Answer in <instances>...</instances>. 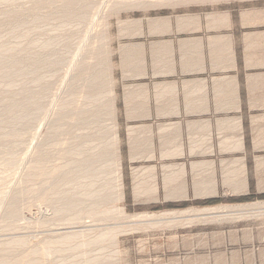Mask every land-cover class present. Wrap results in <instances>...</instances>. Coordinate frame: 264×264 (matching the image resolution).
<instances>
[{
  "label": "crops",
  "instance_id": "obj_1",
  "mask_svg": "<svg viewBox=\"0 0 264 264\" xmlns=\"http://www.w3.org/2000/svg\"><path fill=\"white\" fill-rule=\"evenodd\" d=\"M114 24L124 207L254 205L184 217L192 222L167 229L160 248L167 264H264V0Z\"/></svg>",
  "mask_w": 264,
  "mask_h": 264
},
{
  "label": "rangeland",
  "instance_id": "obj_2",
  "mask_svg": "<svg viewBox=\"0 0 264 264\" xmlns=\"http://www.w3.org/2000/svg\"><path fill=\"white\" fill-rule=\"evenodd\" d=\"M233 1L0 0V72L11 77L0 79V264H167L166 230L204 215L123 205L114 23ZM99 147L93 173L76 174ZM172 212L180 217L141 219Z\"/></svg>",
  "mask_w": 264,
  "mask_h": 264
},
{
  "label": "bare ground",
  "instance_id": "obj_3",
  "mask_svg": "<svg viewBox=\"0 0 264 264\" xmlns=\"http://www.w3.org/2000/svg\"><path fill=\"white\" fill-rule=\"evenodd\" d=\"M159 1V0H158ZM162 1V0H161ZM187 1V0H186ZM197 1V0H196ZM203 1H205V0H202V2ZM185 2V1H184ZM91 71V70H90ZM102 71V70H101ZM35 73V72H34ZM12 76V75H11ZM11 77H10V74H7V72L6 71H1L0 72V79L2 80V79H7V80H9ZM99 80V79H98ZM3 81V80H2ZM92 85V84H91ZM101 86V85H100ZM99 87V86H98ZM94 88V90L96 89L95 88V86L93 87ZM89 95V94H88ZM87 95V96H88ZM91 98H93L92 96H90ZM89 98V97H88ZM102 111V110H101ZM85 113V112H84ZM23 119H25V117H23ZM69 121V120H68ZM102 121V120H101ZM75 125V124H74ZM94 128V127H93ZM98 129V128H97ZM86 131V130H85ZM101 132V131H100ZM85 133V132H84ZM96 133V132H95ZM116 134V133H115ZM94 135V134H93ZM118 137V136H117ZM90 138V137H89ZM96 138V137H95ZM92 140V139H91ZM99 140V139H98ZM111 140V139H110ZM94 141V140H93ZM101 141V140H100ZM84 145V144H83ZM97 146V145H96ZM94 147V146H93ZM77 148V147H76ZM84 148V147H83ZM88 148V147H87ZM93 149V148H92ZM96 149V148H95ZM106 149H107V147H106ZM84 150V149H83ZM89 150V149H88ZM85 152L87 151L86 150V148H85V150H84ZM90 152L92 151V150H89ZM93 151H94V149H93ZM107 151H108V149H107ZM106 151V152H107ZM88 152V151H87ZM104 152H105V149L103 148L102 149V147L100 148L99 147V150L98 151H96V152H91V153H86V155L84 156V158H82V159H80V160H83V162H79L78 161V163L75 165V171H76V174L77 173H79V172H84L85 174L87 173V174H90V173H93V168H92V163H93V161H100L99 159H101L103 156H104ZM106 155H107V153H105ZM105 157V156H104ZM109 158V157H108ZM105 159V158H104ZM114 162V161H113ZM118 164V163H117ZM93 165H94V163H93ZM49 175V174H48ZM92 177V176H91ZM95 177V176H94ZM95 179V178H94ZM118 180H119V178H117ZM90 184H92V183H90ZM121 185V184H120ZM120 188V187H119ZM62 193V192H61ZM122 196V195H121ZM109 197V196H108ZM262 205V204H261ZM252 206H254V205H252ZM251 205H245V206H239L240 207V210H246V209H244V208H242V207H245V208H248L249 207V209H250V207H252ZM258 206H259V204H258ZM238 207V206H237ZM237 207H235V209L237 208ZM255 207H257V205H255ZM233 208V207H232ZM252 208H254V207H252ZM251 208V209H252ZM261 208H264V207H261ZM234 209V210H235ZM239 209V208H238ZM248 209V210H249ZM250 209V210H251ZM231 210V208L230 207H219V208H208V209H202V210H200V211H197L198 213H200V214H212V213H218V212H220V214H219V216H221V213L223 214V212H226V214H227V212H229ZM233 210V209H232ZM231 210V211H232ZM233 210V211H234ZM239 210V211H240ZM241 211V212H242ZM185 212V211H184ZM195 213H196V211H194ZM235 212V211H234ZM234 212H232L233 214H234ZM236 212H237V209H236ZM241 212H240V214H241ZM177 212H172V213H163V214H160V215H149V216H147V217H140L139 216V218H141V219H144V220H149V221H152V220H154V221H160L161 222V220H165L166 218L168 219L169 218V220H170V217H173V215L174 214H176ZM181 212H179V213H177L176 215L178 216L179 214H180ZM186 213H189V212H186ZM195 213H193L194 215H195ZM238 214H239V212H237ZM234 214L233 216H236V215H238V214ZM244 212H242V214H243ZM247 213V212H246ZM248 213H250V212H248ZM192 214V213H191ZM192 214V215H193ZM225 213H224V215L225 216H227ZM231 214V213H230ZM229 214V215H230ZM239 214V215H240ZM241 214V215H242ZM213 215V214H212ZM229 215H228V217H229ZM240 215V216H241ZM248 215V214H247ZM250 215V214H249ZM246 216V215H245ZM138 217V216H137ZM178 217H180V216H178ZM204 217V216H203ZM230 217H231V215H230ZM132 218V217H131ZM171 220H172V218H171ZM170 220V221H171ZM141 221V220H140Z\"/></svg>",
  "mask_w": 264,
  "mask_h": 264
}]
</instances>
